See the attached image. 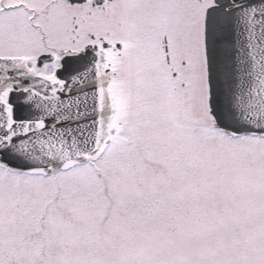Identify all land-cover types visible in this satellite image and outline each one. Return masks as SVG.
Segmentation results:
<instances>
[{
    "label": "snow or ice",
    "instance_id": "obj_1",
    "mask_svg": "<svg viewBox=\"0 0 264 264\" xmlns=\"http://www.w3.org/2000/svg\"><path fill=\"white\" fill-rule=\"evenodd\" d=\"M0 264H264V0H0Z\"/></svg>",
    "mask_w": 264,
    "mask_h": 264
}]
</instances>
